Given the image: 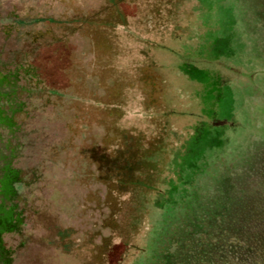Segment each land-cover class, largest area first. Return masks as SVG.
<instances>
[{
  "label": "rangeland",
  "instance_id": "rangeland-1",
  "mask_svg": "<svg viewBox=\"0 0 264 264\" xmlns=\"http://www.w3.org/2000/svg\"><path fill=\"white\" fill-rule=\"evenodd\" d=\"M0 63L10 264H264V0H0Z\"/></svg>",
  "mask_w": 264,
  "mask_h": 264
},
{
  "label": "trees",
  "instance_id": "trees-1",
  "mask_svg": "<svg viewBox=\"0 0 264 264\" xmlns=\"http://www.w3.org/2000/svg\"><path fill=\"white\" fill-rule=\"evenodd\" d=\"M42 35V34H41ZM41 35H35V39L41 38ZM34 41H37L35 40ZM204 60V61H203ZM206 60V61H205ZM208 59H190L182 58L180 61L183 65L193 64L196 67H204L211 69L213 64L221 66V68L230 71L236 76H242V72L238 68L229 66L218 60L207 61ZM216 61V63L214 62ZM219 64V65H218ZM216 66V67H217ZM0 63V128L6 129L9 135L12 137L5 139L0 135V264H10L8 252L4 249L1 241V235L13 229L12 223L14 217L13 207H8L6 202L15 198L14 184L18 182V170L12 168V158L15 156L16 151L22 144H12L11 139L18 133L21 128L17 124L15 118L17 115H28L25 110L27 104L25 101H21L20 96L23 92H27L26 97H30L37 89L36 86H20L18 83L20 79V67L17 66L15 70L3 73L1 71ZM37 85V84H36ZM193 88V86H192ZM219 94H216V104L219 99ZM192 115V114H191ZM17 138V137H16ZM9 153L6 154L5 152Z\"/></svg>",
  "mask_w": 264,
  "mask_h": 264
}]
</instances>
